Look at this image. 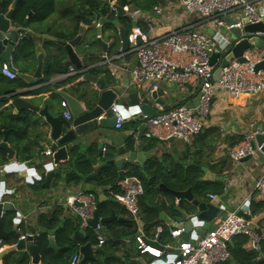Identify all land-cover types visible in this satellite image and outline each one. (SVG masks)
<instances>
[{
  "label": "crops",
  "instance_id": "crops-1",
  "mask_svg": "<svg viewBox=\"0 0 264 264\" xmlns=\"http://www.w3.org/2000/svg\"><path fill=\"white\" fill-rule=\"evenodd\" d=\"M61 2H65V4L62 5ZM70 2L72 4L70 0H60L51 16L39 24H28V31H30L34 37L30 39L25 35L23 39L33 44V52H27L25 49L28 54H23L20 44L19 51L21 53L19 58L13 60L17 73H24L29 76L33 75L37 66L35 47L40 45L44 54L41 78L32 79L31 85H28L17 76L14 80H10L3 77L0 73V129L4 130L3 126L10 122L9 116L14 117L17 121V127L15 129H10L11 132L8 135V145L14 150L13 159L8 161L6 159V154L0 151V159L5 160V165L3 166H12L13 164L18 166L24 163L25 159H22V157L25 155L28 156L26 158L29 160H37L40 154H43L46 150L44 146L47 141L45 134L41 133L38 129L43 124V120L37 114L29 111L23 114H17L12 107H9L11 101L9 97L6 98L5 101L2 100L7 93L21 89L30 91V93H25L20 97L40 108L47 105L48 113L53 117L62 113L60 107V103L62 102L61 99L52 94L51 98L53 100L51 102H44V97L50 94V87L55 91H59L66 86L60 84L53 86L48 85L50 79L48 78L49 71H53L54 75H57V78L66 73L69 66L66 68L62 67L61 63L63 57L59 59H51L49 57V47H53L57 50V46L51 42H41L40 38L42 36H47L56 40L70 41L78 36V30L82 27L81 39L83 45L89 46L87 49L88 53L97 54L100 52L101 48L96 44L92 45L91 42L97 39L98 30L100 40L105 43H109L110 40H113V45L109 48L110 52L105 58L107 60L112 58L115 59L110 65V69L114 67L123 68L118 72V79L122 84L128 87L133 84L130 69L136 64L135 56L129 51H120L117 29L112 23L106 24V21L117 22L119 27L126 29L127 33L135 27L133 24H136L138 28L152 37L163 35L172 29L186 28L202 31L209 36H215L216 33L219 32L223 37L229 39L227 30L224 28H215L212 20L204 21L193 14H187L179 5V0H159L157 5H153L152 8L155 6L161 8L163 11L161 15L154 14L152 8H150L149 11L143 12L124 7L122 8L126 12L124 16H117L115 10L111 11L110 6H113V4L115 5L114 0L111 1V5H109L110 12H114V20L111 21L106 17H101L91 23H86L84 21L86 19L85 16L83 17L84 20H82V18L77 20L72 12L75 7L73 5H68ZM57 9L60 15H57ZM257 9L260 14H264V0H259ZM100 19L104 21L100 22ZM77 21H79V23H77ZM97 23L100 25L99 27L96 26ZM253 36L254 35L248 37ZM259 41L258 39V42ZM138 88H140L139 91H141V89L145 91V87ZM146 91L149 92V90ZM155 91H157L158 96L163 100L165 105H168L170 108L178 104H192L198 93L196 87L189 85L179 86L166 82H158L157 90ZM127 102L128 100L124 98L120 100L119 103L116 102V104L119 106L123 104L127 108ZM150 105L155 107L152 102H150ZM263 109L264 94L255 97H231L227 93L218 92L213 98L209 119L203 130L208 133L207 141L203 143L198 142L196 145L195 143L187 145L175 139L171 142L160 141L155 138L147 139L144 137V132L142 137L138 138L139 127L142 124V120L135 121L133 119H127L120 130L99 127L97 129L98 135L94 137L95 139L93 138L81 144L77 151L73 153L67 161L60 162L56 167L53 165L55 176L50 180L48 189H42V184L44 182L43 174L40 175L39 181L33 180L32 184L25 183L22 179L20 180L15 191L16 195L21 197L20 204L16 211L20 218H18L16 213H11L6 214L5 219H2L1 228L7 237L5 242L11 247L5 251V253L9 252V254L3 256L0 260V264H17L15 262L16 254L11 251H14V249L18 251L25 248V244L23 245V243H25L26 239L20 241L16 247L12 246L16 243V241H12V237H18L15 230L17 224H19L23 234L37 236L38 242L40 238L45 236L46 246L48 245V237L52 236L54 238L56 246L61 248L59 255L55 256L52 251L45 250L49 253L51 262L54 264H68L69 258L73 255H78L81 260L79 247L88 242L92 244V248H100L102 250V253L94 252L93 257L97 259L98 262L106 260L107 264H119V262L112 259L113 257L119 258V260L124 261L125 264H162L161 262L168 258L167 254H164L160 258H154L147 254L141 255L137 252L136 242L134 240L135 236L142 233L147 244L155 245L156 241H153L155 238V230H149V234L146 235V232L143 231L145 224L143 223L144 215H141V210L139 209L137 220H133L125 212L123 207L110 197L108 191L115 189V187L107 186L99 188L93 184L82 182L83 180L81 183H77L78 177H82L74 167L78 156L84 157L83 161L87 164L89 169L88 174L93 178L96 176V171L104 163L103 160H119L125 157L128 159L125 160L123 164L125 174H127L128 169L133 168L141 173L147 180L156 179L158 184L155 189H151L148 192L146 203L148 206L152 205V210L154 211L153 215L156 217V220L161 222V224L157 226L163 228V232L159 236L160 244L172 242V239L169 238L166 232L165 225L170 223L177 226V221L180 220V211H185L188 209L187 207L190 206L185 200H177L172 195L165 192L163 188L167 187L162 183V180H170L171 182L181 179L186 175L187 167L195 161L199 162L201 165V179L203 181L215 183L219 188L221 187L222 190L220 196L215 193H209L205 195V199L209 201L210 196H216L226 207V210L210 224L208 230L215 228L230 213H238L244 210V208H248L251 214V221L254 223L256 220L254 223L256 228L262 230L264 228V204L256 199L253 193V184L254 180L264 173V156L257 152L248 160L240 161L235 164L226 157L225 151L226 148L240 143L242 132L251 124H255V126L264 133ZM40 129L43 130V128ZM1 139L2 137H0V140ZM118 148H123L125 154L118 155ZM99 153L103 156H100ZM49 161L51 160L46 159V163ZM92 161L95 162V165L92 164ZM29 164H27V166H29ZM58 175L62 177L60 178ZM57 177L59 178L57 179ZM0 190L7 193L8 196H6V200H12L10 194L13 192L14 188L11 184L6 182L5 188ZM76 191L94 194L97 199V205L98 203L109 202L110 200L116 203L115 209L106 217L108 218L113 214L115 219L109 223L102 224V233L104 236H107V234L109 235V229L106 228L107 225H116L127 221L135 225L136 235L133 238L119 239L110 242L107 239L104 244L98 246L92 228H87L85 230L79 229L78 217L63 208L62 203L64 198L69 193ZM158 191L164 193V197L160 196V192ZM142 196H145V193H143ZM158 197L160 199H158ZM172 201L173 208H170L168 204ZM156 207L159 208V212ZM177 215L178 217H176ZM155 217H153L152 220H154ZM99 218L104 219L101 217ZM80 232H85V234L89 232L93 237L92 241L87 238V235L85 240ZM60 235L66 238L65 240L67 241L60 244ZM187 241H193L191 235H189ZM172 243L175 244L176 242ZM259 252L260 249L258 252L247 253H255L257 254L256 260H263L264 257ZM25 261H29L28 255L25 257ZM78 264H80V261ZM99 264L101 263L99 262Z\"/></svg>",
  "mask_w": 264,
  "mask_h": 264
},
{
  "label": "built area",
  "instance_id": "built-area-1",
  "mask_svg": "<svg viewBox=\"0 0 264 264\" xmlns=\"http://www.w3.org/2000/svg\"><path fill=\"white\" fill-rule=\"evenodd\" d=\"M258 2L259 0H179V5L187 14H194L204 21L212 20L215 28L228 30L242 29L243 21L249 25L264 23V14H260L257 9ZM110 7L113 11L114 8ZM152 9L156 15H161L163 12L156 6ZM226 18L231 20L230 26L226 25ZM96 26L100 25L97 23ZM257 37L262 44L260 47L255 45L244 52L242 55L244 62H238L232 58L221 68L220 60H217L215 66L209 65L206 52L224 57L229 44L235 45L238 40L229 43V40L219 32L215 36H209L202 31L186 28L172 29L163 35L152 37L137 26L133 27L127 34L128 49L126 51L135 56L136 64L130 69V74L137 87H145V90L152 92L157 90L158 82H166L196 87L201 94L195 107L192 104H182L163 111L161 107L156 106V116H143L141 119L144 125V137L160 141L175 139L191 145L205 129L213 98L218 92L227 93L231 97H255L264 94V68L255 71V66L264 62V33H258ZM97 38H100V35H97ZM110 60L106 59L107 62ZM218 67L220 71L217 77L213 78L214 71ZM114 68L118 72L123 69L122 67ZM0 73L10 80L16 78L17 69L11 58L7 62L0 63ZM72 74H75V70L69 66L66 73L57 79H64ZM60 107L63 118L70 121L71 117L64 101L60 103ZM124 112L123 107L113 103L96 120L112 116L114 130H120L126 120ZM257 134H263V132L255 124H251L242 132L239 144L226 148V157L236 164L246 157L254 156L257 149L253 146V140ZM43 154L50 158L52 156L49 149H46ZM5 193L2 192V194ZM108 193L133 220H137L139 214L137 202L143 194V188L136 178L125 177L117 181L115 189L109 190ZM253 193L256 199L264 204V173L254 180ZM215 198L216 196H210V200ZM62 205L65 210L78 217L79 229L90 228L89 222L96 214L97 199L94 194L71 192L64 198ZM242 211L241 216H238L236 212L230 213L215 228L191 242L182 241L179 238L182 230L170 223L165 225V229L172 242H176L175 244L159 243V236L163 232L160 226L155 229L153 240L156 241L155 245L146 244L144 235L139 233L134 238L136 250L141 255L147 254L154 258L167 254L169 259L167 264H225L230 258L228 245L237 237H245L244 250L258 252L260 243L264 242V228L258 235L251 228V214L248 208ZM5 215L1 212L0 218L3 219ZM102 228V224L97 223L92 229L98 246L107 241ZM15 230L18 237L13 247L31 236L23 234L19 224L16 225ZM9 247L11 246L0 238V255ZM79 261L80 257L73 255L70 264H78Z\"/></svg>",
  "mask_w": 264,
  "mask_h": 264
},
{
  "label": "water",
  "instance_id": "water-1",
  "mask_svg": "<svg viewBox=\"0 0 264 264\" xmlns=\"http://www.w3.org/2000/svg\"><path fill=\"white\" fill-rule=\"evenodd\" d=\"M20 0H14L7 11H4L0 4V62H7L9 58L12 60L18 59L20 55V44L23 37L33 38V34L28 31V18L32 16L29 12L27 17L24 19L21 25H16L13 21L14 10L16 9ZM116 11L117 16H124L126 12L113 4L112 6ZM104 20L100 19V22ZM226 25L230 26L232 24L231 20L225 19ZM106 24H111L117 29V39L119 42L120 51H126L128 49L127 44V31L123 27H119L117 22L106 21ZM136 27V24H133ZM82 27L79 28L78 36L70 41L56 40L49 38L47 36H42L40 38L41 42H51L56 44L57 50L53 47H49V54L51 59H59L63 57L61 63L62 67L66 68L71 66L75 70V74L69 75L64 79H57L53 71L48 73V85H66L63 89L55 91L50 87V94L44 97V102H51L53 99L51 95L54 94L56 97L64 101L67 105L71 120L66 121L62 114L57 116H51L48 113L47 105L42 108L39 106L32 105L28 101L24 100L20 96L25 93H30L26 90H14L5 95L2 100L10 98L9 107H12L17 114H23L27 111L37 114L42 120L43 124L39 131L44 133L47 141L44 147L49 149L52 153L51 158H46L44 154H40L37 160H29L28 156H23L22 159L24 163L20 165L12 166H1L0 167V189H4L6 182L11 184L14 188L11 192L10 197L12 200H6L7 193L2 194L3 191L0 190V213L5 214L16 213L17 207L20 204L21 197L17 196L15 191L20 180H24L25 183L32 184L33 180H40V175H44V182L42 184V189H48L50 180L55 176V171L53 170V165H58L60 162L67 161L70 156L77 151L81 144L86 143L97 137V129L99 127L113 128L114 118L112 116L102 118L97 121L96 119L102 115L103 111H107L109 107L120 100L126 98L127 108L124 107V116L127 119H133L135 121H141L143 116L154 117L157 115L156 106L161 107V110L167 111L170 109L168 105H165L163 100L158 96L157 91L147 92L146 90H140L134 83L128 87L122 84L118 79V71L115 68L110 69V65L115 61L111 59L106 61L105 56L109 54L110 47L113 45V40L109 43L97 38L95 41L91 42L92 45L96 44L100 46L101 50L97 54L88 53V45L84 46L81 39ZM264 33V23H258L254 25H249L246 21H243V28H230L227 30L229 37V43L234 40H238L235 45L229 44L228 50L224 57L219 54H209L206 52V56L209 57V65L215 66L217 60H220V67H224L227 61L232 58L236 59L238 62H244L242 55L251 47L257 45L260 47L262 42H258L257 34ZM243 34V36H242ZM97 35L99 31L97 30ZM253 37H248L252 36ZM37 66L33 75L29 76L24 73H17L16 76L23 80L26 84L31 85L32 79L41 78V71L43 67L44 54L40 47L37 45L35 47ZM220 67L216 68L214 71L213 78H216ZM264 68V62H261L255 66V71H259ZM146 92V94H145ZM78 93V94H75ZM75 94V95H74ZM200 92L197 93L192 105L195 107L198 104L200 98ZM41 97V96H40ZM150 102L154 103L155 107L150 105ZM264 115V109H263ZM43 131V132H42ZM11 130L2 131V139L0 141V151L6 154V159L11 161L13 159L14 150L8 145V135ZM144 132V125L141 124L139 127V136L141 138ZM95 139V138H94ZM168 142L173 141V139L167 140ZM253 146L257 149V152L264 156V133L257 134L253 140ZM43 148V147H42ZM44 149V148H43ZM118 155L125 154L123 148L117 149ZM100 156H103L99 153ZM250 157H246L241 161H246ZM46 159H50L46 163ZM127 158H120L119 160L109 159L103 160V164L114 165L117 169V181L123 180L126 175L123 170L124 161ZM131 160V159H130ZM91 161V160H90ZM30 163V164H29ZM29 164V166H27ZM95 165V162L92 161ZM13 181V184H12ZM163 190L170 195H172L177 200H185L190 204V207L185 211H180V220H178L177 228L182 230L179 238L183 241H187L189 235H191L192 240L197 239L202 236L210 227V224L220 216V214L226 210V207L222 204L220 199L216 197L214 200L207 201L194 199L193 194L190 189L183 192H175L167 188ZM22 204V203H21ZM159 212V208L156 207ZM238 216L242 215V211L237 213ZM115 216L112 214L108 218L100 219L97 214L89 222L90 228L94 229L97 223L106 224L114 220ZM256 220L254 221V223ZM252 222L251 228L260 235L261 230L256 228L255 224ZM2 219L0 218V238L6 239V234L1 228ZM80 234L86 240L85 232H80ZM145 243L147 244L146 240ZM25 248L20 250L11 251L16 254L15 262L17 264H54L50 261H44V254L39 249L37 236H28L25 240ZM158 245V244H157ZM46 250L53 252L55 256L59 255L60 247L56 246L54 238L52 236L48 237V245ZM102 253L100 248H92L90 242L79 247V253L81 254L80 264L94 263L99 264L98 260L93 257V253ZM9 254V252H4L0 255V260ZM28 255L29 261H25V257ZM107 259V258H106ZM113 260L119 262V264H125L124 261L119 260L117 257H113ZM169 259L162 261V264H167ZM71 262V257L68 260V264Z\"/></svg>",
  "mask_w": 264,
  "mask_h": 264
},
{
  "label": "trees",
  "instance_id": "trees-1",
  "mask_svg": "<svg viewBox=\"0 0 264 264\" xmlns=\"http://www.w3.org/2000/svg\"><path fill=\"white\" fill-rule=\"evenodd\" d=\"M14 0H0L1 6L4 11H7ZM72 1L74 11L73 14L75 18L83 19L85 16V22L91 23L93 21L98 20L101 17H106L109 20H114V12H110V2L114 0H70ZM60 0H20L16 9L14 10L13 14V21L16 25H21L24 19L27 17L28 13L31 12L32 16L28 19V24H39L47 19L54 13L55 7L59 4ZM159 0H115V5L120 8L128 7L132 10H140V11H149L153 5H157ZM61 4H65V2H61ZM78 16V17H77ZM89 18V21H88ZM124 18V17H123ZM79 23V21H77ZM32 53L33 52V44L27 42L26 39H23L21 42V51L23 54H28L26 51ZM24 50V51H23ZM21 53V52H20ZM182 104H178L179 106ZM175 106V107H176ZM10 122L3 126L4 130L0 131V137H3L2 131L15 129L17 127V121L14 117L9 116ZM1 127V126H0ZM208 133L206 131H202L194 140L193 143L198 144V142L203 143L207 141ZM1 141V140H0ZM193 147L195 148L194 144ZM3 152V151H1ZM84 157L78 156L75 162V169L76 171L82 175V177H78L77 183L85 182L87 184H93L96 187L104 188V187H115L117 183V170L116 167L113 165H106L102 164L99 169L96 171V176L93 178L89 173V169L87 164L83 161ZM5 165V160L0 159V166ZM60 168V167H59ZM128 169V168H127ZM61 170V168H60ZM67 170V169H65ZM186 175H184L181 179L171 181L170 180H162V183L170 190L175 192H183L187 189H190L194 199L197 200H204L205 195L209 193H215L218 196L222 194L221 187L219 188L213 182L210 181H203L201 165L199 162H193L191 165L187 167ZM69 175V174H67ZM126 177H133L139 180L142 185L143 193L145 196H142L138 199V207L141 210V215H144L143 223L145 224V228L143 231L146 232V235L149 234V230H155V228L161 224L160 221L156 220V217L153 215L154 211L152 210V205L146 203V197L148 192L151 189H155L158 182L155 178L152 180H147L143 177L141 173L137 170L130 168L127 170ZM60 178L61 175H58ZM57 177V179L59 178ZM75 179V178H74ZM76 180V179H75ZM160 192V191H158ZM160 196L164 197V193H159ZM158 199H160L158 197ZM189 205V204H188ZM170 208H173V201L168 204ZM116 207V203L112 200L109 202L98 203L96 214L98 217L106 218L109 213L114 210ZM190 207V206H189ZM187 207V208H189ZM176 215V213H175ZM155 217L154 220L152 218ZM178 217V215L176 216ZM5 219V216L4 218ZM177 220V219H176ZM107 229H109V235L105 236L108 241H117L119 239H128L133 238L136 235V228L135 225L129 221L116 224V225H107ZM87 238L92 241L93 237L89 232L86 233ZM45 237V236H44ZM42 237L39 239L38 246L39 249L44 254V261L43 262H51V257L49 253L45 250L46 248V239ZM16 236L12 237V241H16ZM66 238L61 237L60 235V244L65 242ZM83 242V241H79ZM246 242V238L244 237H237L233 239V241L228 245V251L230 253V259L225 264H264L263 260H256L257 254L247 253L243 250V245ZM264 257V242L260 244V252Z\"/></svg>",
  "mask_w": 264,
  "mask_h": 264
},
{
  "label": "flooded vegetation",
  "instance_id": "flooded-vegetation-1",
  "mask_svg": "<svg viewBox=\"0 0 264 264\" xmlns=\"http://www.w3.org/2000/svg\"><path fill=\"white\" fill-rule=\"evenodd\" d=\"M0 4H1V2H0ZM101 264L103 263V264H107V262H106V260H103V261H99Z\"/></svg>",
  "mask_w": 264,
  "mask_h": 264
},
{
  "label": "rangeland",
  "instance_id": "rangeland-1",
  "mask_svg": "<svg viewBox=\"0 0 264 264\" xmlns=\"http://www.w3.org/2000/svg\"><path fill=\"white\" fill-rule=\"evenodd\" d=\"M56 13H57V15H60V13L58 12V9L56 10ZM194 15V14H193Z\"/></svg>",
  "mask_w": 264,
  "mask_h": 264
},
{
  "label": "clouds",
  "instance_id": "clouds-1",
  "mask_svg": "<svg viewBox=\"0 0 264 264\" xmlns=\"http://www.w3.org/2000/svg\"><path fill=\"white\" fill-rule=\"evenodd\" d=\"M24 38V37H23ZM199 93V92H198Z\"/></svg>",
  "mask_w": 264,
  "mask_h": 264
}]
</instances>
